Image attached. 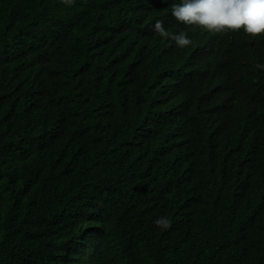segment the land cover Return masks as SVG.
I'll return each mask as SVG.
<instances>
[{"label":"trees","instance_id":"trees-1","mask_svg":"<svg viewBox=\"0 0 264 264\" xmlns=\"http://www.w3.org/2000/svg\"><path fill=\"white\" fill-rule=\"evenodd\" d=\"M177 1L0 0V264H264V36L193 30Z\"/></svg>","mask_w":264,"mask_h":264},{"label":"clouds","instance_id":"clouds-1","mask_svg":"<svg viewBox=\"0 0 264 264\" xmlns=\"http://www.w3.org/2000/svg\"><path fill=\"white\" fill-rule=\"evenodd\" d=\"M58 3L71 6L75 0H56ZM170 17L193 30L205 33L222 34L243 31L251 37L264 36V0H179L173 3ZM154 31L164 39H171L180 48L193 45L194 41L186 31L171 33L164 27L163 21L157 20L153 25ZM208 34V33H207ZM224 63L226 73L235 89L237 103L241 106L249 103L241 99L245 91H250L256 81L253 78L251 60L241 49L232 52ZM256 68L264 69V64H257ZM158 227L167 228L170 221L158 218L154 221Z\"/></svg>","mask_w":264,"mask_h":264},{"label":"bare ground","instance_id":"bare-ground-1","mask_svg":"<svg viewBox=\"0 0 264 264\" xmlns=\"http://www.w3.org/2000/svg\"><path fill=\"white\" fill-rule=\"evenodd\" d=\"M130 24H132V23H130ZM130 24H128V25L130 26ZM133 24H134V23H133ZM124 26H125V25H124ZM126 26H127V25H126ZM126 26H125V27H126ZM129 26H128V27H129ZM131 26H132V25H131ZM128 27H127V28H128ZM123 28H124V27H123ZM133 28H134V27H133ZM136 28H137V27H135V29H136ZM124 29H125V28H124ZM130 30H131V27H130ZM137 30H138V29H136V31H137ZM117 31H118V30H117ZM124 31H125V30H124ZM127 31H128V30H127ZM132 32H134V31H132ZM132 32H131V33H132ZM195 34H196V33H195ZM197 34H198V32H197ZM198 35H199V34H198ZM219 35H220V33H219V34L216 33L217 38H220V37H218ZM123 36H124V34H123ZM200 37H201V36H200ZM116 40H117V38H116ZM200 40H201V39H200ZM219 41H220V40H219ZM198 42H199V41H198ZM217 42H218V39H217ZM222 43H225V42L222 41ZM219 44H220V42H219ZM122 45H124V43H123ZM135 45H136V44H135ZM135 45H134V46H135ZM215 45H216V44H215ZM221 45H223V44H221ZM221 45H220V46H221ZM125 46H126V45H125ZM137 46H138V45H137ZM135 47H136V46H135ZM225 47H227V46H225ZM136 48H137V47H136ZM136 48H135V50H136ZM132 49H133V46H132ZM117 52H118V51H117ZM137 52H138V50H137ZM109 53H110V52H109ZM115 53H116V52H115ZM138 53H139V52H138ZM217 53L220 54L219 51H217ZM225 53H227V52H225ZM110 54H111V53H110ZM117 54H118V53H117ZM121 54H122V53H121ZM129 54H130V53H129ZM136 54H137V53H135V55H136ZM142 54H143V53H142ZM142 54L140 53L139 59H142V57H143V56L141 57ZM112 55H113V53H112ZM112 55H111V56H112ZM124 55H125V53H124ZM130 55H131V54H130ZM113 56H114V55H113ZM116 56H117V55H116ZM132 56H133V55H132ZM216 56H218V55L216 54ZM123 57H125V56H123ZM133 57H134V56H133ZM140 57H141V58H140ZM126 58H127V57H126ZM135 59H137V58H135ZM113 60H114V59H113ZM123 60H124V59H123ZM196 60H197V59H196ZM198 60H199V59H198ZM202 60H203V59H202ZM199 61H200V60H199ZM120 62H121V61H120ZM127 62H128V61H127ZM135 62H136V61H135ZM137 62H139V61H137ZM189 62H190V64H193V63H191L192 61H189ZM115 63H116V62H115ZM128 63H129V62H128ZM133 63H134V62H133ZM124 64H127V63L125 62ZM135 64H136V63H135ZM135 64H134V65H135ZM138 64H139V63H138ZM204 64H205V62H204ZM185 66H186V65H185ZM133 67H134V66H133ZM180 67H181V66H180ZM181 68H182V67H181ZM182 69H183V68H182ZM186 69H187V67H186ZM186 69H183V71L186 70ZM205 69H206V68H205ZM201 70L203 71V67H202V69H200V71H201ZM209 70H212V69H209ZM260 70H261V69H260ZM198 71H199V68H198ZM202 71H201V72H202ZM207 71H208V70H207ZM220 71H221V70H220ZM222 71H223V70H222ZM222 71H221V72H222ZM224 71H225V70H224ZM205 72H206V71H205ZM217 72H219V71H217ZM221 72H220V73H221ZM198 73H199V72H198ZM207 73H208V72H207ZM220 73H219V74H220ZM260 73H262V72H260ZM263 73H264V72H263ZM193 74H194V73H193ZM193 74H192V75H193ZM202 74H203V72H202ZM211 74H212V73H211ZM213 74H215V73H213ZM253 74L256 75V71H255V73H253ZM257 74H258V73H257ZM197 75H198V74H197ZM259 75H260V74H259ZM259 75H258V76H259ZM198 76L201 77V75H198ZM215 76H216V75H215ZM261 76H262V74H261ZM192 77H193V76H192ZM195 77H196V76H195ZM213 77H214V75H213ZM213 77H212V78H213ZM254 77H255V76H254ZM254 77H253V78H254ZM210 78H211V77H210ZM216 78L218 79V76H217ZM221 78H222V77H221ZM224 78H225V77H224ZM224 78H223V79H224ZM256 78H257V79H260V78H258L257 76H256ZM262 78H263V77H262ZM219 79H220V78H219ZM254 79H255V78H254ZM208 80H209V79H208ZM212 80H213V79H212ZM224 80H225V79H224ZM224 80H223V81H224ZM213 81H216V79H214ZM228 81L230 82V80H228ZM229 82H228V83H229ZM216 83H217V82H216ZM223 83H224V82H223ZM202 84H203V82H202ZM218 84H219V83H218ZM218 84H217V85H218ZM207 86H208V85H207ZM200 87H201V86H200ZM190 88H191V87H190ZM203 88H204V87H203ZM176 89H177V88H176ZM190 91H191V90H190ZM196 91H197V90H196ZM198 91H199V90H198ZM200 91H201V89H200ZM211 91H212V90H211ZM202 92H203V90H202ZM210 93H211V92H210ZM210 93H209V95H210ZM178 94H179V93H178ZM189 94H191V93H189ZM181 95H182V94H180V96H181ZM185 95H187V94L185 93ZM211 95H213V93H212ZM152 96L154 97V95H152ZM203 96H204V95H203ZM205 96H206V95H205ZM187 97H188V96H187ZM150 98H151V97H150ZM150 98H149V100H150ZM173 98H174V96H173ZM181 98H182V97H181ZM205 98H206V97H204V99H205ZM208 98H209V97H208ZM218 98H219V97H218ZM151 99H152V98H151ZM153 99L155 100V98H153ZM170 99H172V98H170ZM183 99H184V98H183ZM185 99H186V98H185ZM202 99H203V98H202ZM202 99H201V100H202ZM204 99H203V100H204ZM212 99H213V98H212ZM180 100H181V99H180ZM197 100H198V99H197ZM215 100H216V99H215ZM218 100H219V99H218ZM248 100H250V99H248ZM185 101H187V100H185ZM206 101H207V100H206ZM251 101H253V100H251ZM149 102H150V101H149ZM191 102H192V100H191ZM202 102H203V101H202ZM217 102H218V101H217ZM258 102H259V101H257L256 104H258ZM151 103H153V102H151ZM155 103H156V101H155ZM155 103H154V104H155ZM212 103H214V102H212ZM254 103H255V101H254ZM180 104H183V102L180 103ZM201 104H202V103H201ZM214 104H215V103H214ZM218 104H222V103H218ZM256 104H255V105H256ZM190 105H191V103H190ZM190 105H189V106H190ZM198 105H199V104H198ZM206 105H207V102H206ZM215 105H216V104H215ZM245 105H247V104H245ZM249 105H250V104H249ZM249 105H248V106H249ZM253 105H254V104H253ZM253 105H252V107H253ZM255 105H254V106H255ZM189 106H188V108H189ZM199 106H200V105H199ZM210 106H211V105H210ZM224 106H225V105H224ZM147 107H148V106H147ZM179 107H180V106H179ZM181 107H182V106H181ZM218 107H219V106H218ZM225 107H226V106H225ZM245 107H246V106H245ZM252 107H251V108H252ZM257 107H258V106H257ZM145 108H146V107H145ZM149 108H150V107H149ZM149 108H148V110H149ZM160 108H162V107H160ZM160 108H158V109H160ZM183 108H184V107H183ZM248 108H249V107H248ZM254 108H255V107H253L252 109H254ZM154 109H155V108H154ZM154 109H153V110H154ZM173 109H175V108H173ZM176 109H177V108H176ZM185 109H186V108H185ZM202 109H204V108H202ZM202 109H201V110H202ZM206 109H207V108H206ZM245 109H247V107H246ZM255 109H257V108H255ZM151 110H152V108H151ZM160 110H162V109H160ZM178 110H180V109H178ZM146 111H147V109H146ZM149 111H150V110H149ZM183 111H184V110H183ZM194 111H195V110H194ZM194 111H193V112H194ZM253 111H257V110H253ZM150 112H151V111H150ZM171 112H172V111H171ZM234 112H235V111H234ZM247 112H249V111H247ZM251 112H252V110H251ZM173 113H174V112H173ZM173 113H171V114L173 115ZM176 113H177V112H176ZM184 113H185V112H184ZM186 113H187V112H186ZM189 113H190V112H189ZM204 113H205V112H204ZM221 113H222V112H221ZM149 114H150V113H149ZM179 114H180V113H179ZM182 114H183V113H182ZM214 114H215V113H214ZM236 114H237V112H236L234 115H236ZM151 115H152V113H151ZM172 115H171V116H172ZM193 115L195 116V114H193ZM198 115H199V113H198ZM234 115H233V116H234ZM158 116H161V115H158ZM190 116H191V115H190ZM201 116H202V115H201ZM218 116H219V115H218ZM150 117H151V116H150ZM177 117H178V115H177ZM183 117H184V116H183ZM195 117H196V116H195ZM218 118H219V117H218ZM173 119H174V118H173ZM179 119H180V121H181V118H180V117H179ZM182 119H183V118H182ZM186 119H187V118H186ZM186 119H185V120H186ZM191 119H192V118H191ZM214 119H215V118H214ZM204 120H205V119H204ZM188 121H189V120H188ZM183 122H184V121H183ZM172 123H173V122H172ZM207 123L210 124V122H207ZM217 123L220 124V122H216V124H217ZM180 124H181V123H180ZM203 124H204V123H203ZM208 124H206V125H208ZM250 125H252V124H250ZM250 125H249V126H250ZM183 126H184V125H183ZM187 126H188V124H187ZM213 126H214V125H213ZM215 126H216V125H215ZM226 126H227V125H226ZM223 127H224V126H223ZM187 128H188V127H187ZM195 128H197V127H195ZM202 128H203V127H202ZM206 128H209V127H206ZM225 128H226V127H225ZM184 129H185V128H184ZM192 129H193V128H192ZM204 129H205V128H204ZM219 129H220V128H219ZM180 130H181V129H180ZM194 130H195V129H194ZM198 130H200V129H197V131H198ZM251 130H253V129H251ZM172 131H173V130H172ZM201 131H202V130H201ZM201 131H200V133H201ZM205 131H208V130H205ZM209 131H210V130H209ZM209 131H208V132H209ZM174 132H175V131H174ZM198 132H199V131H198ZM210 132H211V131H210ZM225 132H226V131H225ZM191 133H192V132H191ZM200 133H199V134H200ZM217 133H218V132H217ZM206 134H207V133H206ZM208 135H209V134H208ZM245 135H246V134H245ZM249 135H250V134H249ZM182 136H183V135H182ZM184 136H186V135H184ZM206 137H207V136H206ZM206 137L204 136V138H206ZM175 138H176V137H175ZM185 138H186V137H185ZM246 138H247V137H246ZM252 138H253V137H252ZM177 139H178V138H177ZM180 139H181V138H180ZM182 139H183V138H182ZM189 139H190V138H189ZM202 139H203V138H202ZM211 140H212V139H211ZM253 140H254V139H253ZM180 141H181V140H180ZM183 141H184V140H183ZM206 141H207V140H206ZM240 141H241V140H240ZM260 141H261V140H260ZM184 142H185V141H184ZM258 142H259V141H258ZM175 143H176V142H175ZM185 143H187V142H185ZM204 143H205V145L208 144V143H206V142H204ZM209 144H210V143H209ZM214 144H215V143H214ZM238 144H240V143H238ZM198 146H199V145H198ZM203 146H204V145H203ZM212 146H213V145H212ZM182 147H183V146H182ZM185 147H186V146H185ZM199 147H200V146H199ZM200 148H201V147H200ZM181 150H182V149H181ZM179 151H180V150H179ZM180 152H181V151H180ZM183 152H184V151H183ZM189 152H191V151H189ZM193 153H194V151H193ZM175 154H176V153H175ZM180 155H181V154H180ZM177 156H179V155H177ZM181 156H182V155H181ZM217 156H218V154H217ZM217 156H216V157H217ZM183 157H184V156H183ZM222 157H223V156H222ZM194 158H196V157H194ZM193 161H194V160H193ZM194 183H195V182H194ZM190 187H192V186H190ZM194 189H195V188H194ZM196 191H197V190H196ZM190 200H191V199H190ZM188 204H189V203H188ZM189 207H190V206H189Z\"/></svg>","mask_w":264,"mask_h":264}]
</instances>
